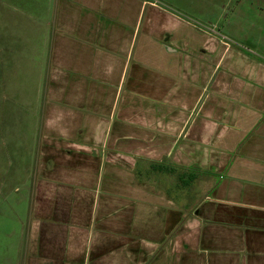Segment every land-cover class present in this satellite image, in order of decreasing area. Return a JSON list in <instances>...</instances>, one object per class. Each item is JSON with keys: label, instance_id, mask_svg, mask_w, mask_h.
<instances>
[{"label": "crops", "instance_id": "crops-1", "mask_svg": "<svg viewBox=\"0 0 264 264\" xmlns=\"http://www.w3.org/2000/svg\"><path fill=\"white\" fill-rule=\"evenodd\" d=\"M204 10L0 0L2 135L37 128L17 264H264V57Z\"/></svg>", "mask_w": 264, "mask_h": 264}, {"label": "rangeland", "instance_id": "rangeland-1", "mask_svg": "<svg viewBox=\"0 0 264 264\" xmlns=\"http://www.w3.org/2000/svg\"><path fill=\"white\" fill-rule=\"evenodd\" d=\"M169 1L175 6L185 7L191 16L195 14L203 21L206 20L204 8L211 9L206 11H213L217 17L215 29L221 32L233 31L241 35L244 28L243 35L249 36V42L243 41L244 44L264 57V0ZM42 3L46 4L44 1ZM236 16L241 18L235 19ZM31 98L35 106V96ZM12 131L8 140L0 128V264H17L24 247L30 217V185L33 181L29 172L33 170L37 152V128L9 129V132ZM9 172L11 178L5 181ZM210 183L203 178L200 180V195H204Z\"/></svg>", "mask_w": 264, "mask_h": 264}]
</instances>
